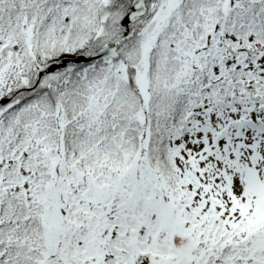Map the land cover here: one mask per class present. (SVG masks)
I'll list each match as a JSON object with an SVG mask.
<instances>
[{
	"label": "snow or ice",
	"instance_id": "snow-or-ice-1",
	"mask_svg": "<svg viewBox=\"0 0 264 264\" xmlns=\"http://www.w3.org/2000/svg\"><path fill=\"white\" fill-rule=\"evenodd\" d=\"M0 264H264V0H0Z\"/></svg>",
	"mask_w": 264,
	"mask_h": 264
}]
</instances>
